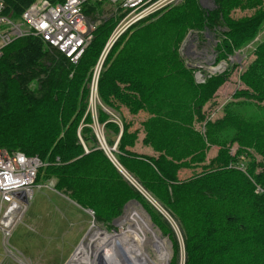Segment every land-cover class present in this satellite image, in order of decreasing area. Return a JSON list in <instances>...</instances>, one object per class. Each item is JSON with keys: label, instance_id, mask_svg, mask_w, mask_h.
<instances>
[{"label": "trees", "instance_id": "trees-1", "mask_svg": "<svg viewBox=\"0 0 264 264\" xmlns=\"http://www.w3.org/2000/svg\"><path fill=\"white\" fill-rule=\"evenodd\" d=\"M3 1L17 19L34 0ZM103 2L86 4L84 13ZM234 10L251 13L233 18ZM116 21L109 17L95 27L76 64L31 34L2 48L0 148L39 157L45 165L36 183L54 179V188L97 223L109 225L135 200L177 252L170 221L123 179L94 135L89 84L102 59L96 121L108 145L119 135L118 163L177 223L184 264H264V37L254 40L264 25V1L214 0L212 10H203L197 0H183L133 24L106 51ZM191 28L214 30L223 59L256 44L239 73L243 87L214 120H205L201 108L231 69L194 83L176 48ZM121 105L132 115L146 113L141 143L156 156L129 149L138 133L120 119ZM194 115L204 121L203 132L192 128ZM211 146L216 154L206 160ZM183 168L191 174L179 179Z\"/></svg>", "mask_w": 264, "mask_h": 264}, {"label": "rangeland", "instance_id": "rangeland-1", "mask_svg": "<svg viewBox=\"0 0 264 264\" xmlns=\"http://www.w3.org/2000/svg\"><path fill=\"white\" fill-rule=\"evenodd\" d=\"M197 2L199 7L203 10H212L214 7V0H212L211 6L206 8L202 6V2L200 3L199 0H197ZM250 13L251 11L234 10L231 15L233 18H238L246 14L249 15ZM122 15L123 14L120 9L109 2H103L98 10L89 15L91 18L99 20L100 23L109 17H115L117 19L116 24L114 25V28L108 38L109 40H107L105 45L106 51L110 49L113 42L116 40L115 39L111 42L114 29ZM159 15L160 14L157 16ZM263 37L264 25L254 40L256 42ZM218 40L219 37H217L214 30L191 28L186 29L182 39L176 46L177 53L180 55L181 64L186 69L190 70L189 76L191 75L195 84L203 85L207 78L212 75H219L225 73L227 69H231L228 73L226 72V79L211 94V99L202 106L201 111L205 114V120H214L220 117L222 115L224 105L228 101L232 100L233 92L243 87V84L239 81V73L253 59V51L256 47V44L253 45V41L243 49L235 52L232 56H227V59H223L220 57L221 54H219L215 49ZM120 46L121 45H118L115 52H117ZM174 47L175 45H171L170 48L173 49ZM234 64L237 66L231 68ZM96 77L95 73H93L89 84L90 93L87 111L91 113V117L93 119L91 126L99 143V147L104 151L105 155L114 167L117 168V171L123 179L133 185L147 200V202L162 215V217L170 221L174 237L177 242V252L174 253L173 245L170 239L166 235L161 234L159 229L151 221L148 213L138 202L128 205L143 211L151 223L152 228L155 230V234L159 236L161 242H158V239L153 238V235L150 234L151 229H147L145 232V236L148 237L150 241L147 244H144V240H142L143 236L136 230L135 226L124 224L125 227H123L120 226L117 221L113 224L111 221L109 225L97 223L94 221L92 216L93 214L90 210L82 209L71 199L70 200L73 203L61 196L65 195V197H68L66 192H62L60 190L54 191V188L50 186H48L49 188L42 186L41 189L40 187L36 188V193L37 191H40L39 196L29 205L23 216L22 222L16 226L15 230H13L10 238L8 239V244L12 249L11 254L8 250H6L5 246H3L2 235L0 232V264H24L25 262H28L27 264H68L70 258L79 245L84 247V253L81 254V258L77 257L79 258L77 261L81 264H87L88 260L94 264H111V258L115 261L116 258L114 257L113 252H110L107 246H105V241H108L106 236L111 238L117 236V234L120 235L117 242L116 240L113 242V249L121 247V249L128 250L126 246L123 247L122 244H124L134 250H142V252L147 250L146 252H149L151 257H154L158 254V252L162 251L164 246L168 252V259L165 260L164 264H184L185 251L183 247V238L178 229L177 223L171 219V216L163 207H161L145 190H143L137 180L127 173V171H125L118 163L115 154L117 153L116 150L119 135L112 145H108L105 142V137H107V135L105 131L102 130V125L96 121V108L100 105V98L97 91L98 77ZM176 79L170 80V82L171 86L174 87L173 89L177 90ZM91 90L95 92V95H92V97ZM120 107H122L120 119H125L126 122H130L131 126H129L128 131L131 132L136 130L138 133V140L135 142L136 144L129 149L135 151L136 153H145L156 156V152L152 151L149 147L143 146L140 142V137H143L141 122L144 120L146 113L140 111L139 114L132 115L129 114L125 105H121ZM115 115L118 119L119 115ZM191 126L194 130L203 132L204 121H198L194 115ZM216 150V146H211L206 152V160L214 156L216 154ZM234 150L235 148H232L231 151L234 152ZM257 159L260 160V157L258 156ZM191 171L192 170L190 168L180 169L178 172L179 179L188 177L191 174ZM49 181H51L53 185L55 184V180L49 179L40 185H46L47 182L49 184ZM55 192H59L61 195ZM125 209L126 208H123L121 216L125 212ZM95 229H98L100 237L101 235L103 236L100 238L101 240L93 243L95 247L91 250L95 251L91 252L90 249H86L85 246L95 237ZM140 242L143 243L140 244ZM9 246L8 248H10ZM96 252L99 254H103L105 252L109 253L110 257L108 258V261H103V258L99 259V261L98 258H96ZM98 257L100 256L98 255ZM81 259L83 260L81 261Z\"/></svg>", "mask_w": 264, "mask_h": 264}, {"label": "built area", "instance_id": "built-area-1", "mask_svg": "<svg viewBox=\"0 0 264 264\" xmlns=\"http://www.w3.org/2000/svg\"><path fill=\"white\" fill-rule=\"evenodd\" d=\"M97 1L109 2L123 14L114 29L113 42L138 21L183 0H34L17 19L5 12L4 1L0 0V56L2 48L13 39L31 34L76 64L100 23L84 13L83 7ZM199 1L204 8L212 3V0ZM92 95L95 92L91 90ZM44 165L37 156L0 148V232L3 246L10 254L8 239L35 196L37 172ZM48 186L54 187L51 181Z\"/></svg>", "mask_w": 264, "mask_h": 264}, {"label": "bare ground", "instance_id": "bare-ground-1", "mask_svg": "<svg viewBox=\"0 0 264 264\" xmlns=\"http://www.w3.org/2000/svg\"><path fill=\"white\" fill-rule=\"evenodd\" d=\"M125 208L126 209L123 215L120 216L116 220L120 226L125 227L124 224H129V226H135L136 230L140 232L141 235L143 236L142 240H144V244H147L150 241V239L145 236V232L147 229H151L150 234L153 235V238L158 239V242H161L159 236L155 234V230L152 228L151 223L149 222V220L147 219L143 211L138 210L137 208L130 206V205H127ZM94 232H95V235H94L95 237L93 238L91 242H88L85 246L86 249H90L91 252L95 251V250H91L93 247H95L93 243L98 242V240H101L100 238L103 236L101 235L100 237L98 229H95ZM119 235L120 234H117V236H114L111 238L109 236H106L108 241H105V246H107L110 252H113L114 257L116 258V261L111 258V264H164L165 260L168 259V252L166 251L164 246H163L162 251L158 252V254L155 255L154 257H151L149 252H146L147 250L145 252H142V250L138 251L135 249L136 250L135 251L133 248L131 247L129 248L128 245H124V244H122L123 247L126 246L128 250L121 249V247L113 249V242L115 240L117 242ZM142 243L143 242H140V244ZM111 247H112V251H111ZM82 253H84V247L79 245L76 251L73 253L69 264H81L80 262L77 261V259H79L77 257H80ZM95 255H96V258H98V260L103 258V261H108V258L110 257L109 256L110 254L107 252L103 254L101 253L99 254L98 252H96ZM98 255L100 257H98ZM87 264H94V263L88 260Z\"/></svg>", "mask_w": 264, "mask_h": 264}, {"label": "crops", "instance_id": "crops-1", "mask_svg": "<svg viewBox=\"0 0 264 264\" xmlns=\"http://www.w3.org/2000/svg\"><path fill=\"white\" fill-rule=\"evenodd\" d=\"M253 45H254V43H253ZM140 142H141V137H140ZM148 149V148H147ZM52 180H54V179H52ZM36 185L38 186V187H40V189L42 188V186L44 187V186H46V187H48V182H47V184L46 185H40V184H37L36 183ZM49 188V187H48ZM54 188V187H53ZM56 189L54 188V191H55ZM57 191V190H56ZM55 193H58L59 195H61L59 192H55ZM39 194H40V191H37V193H35V196H34V198H33V200H32V202L39 196ZM62 197H64L65 199H67L68 201H71L70 199H69V197H65V195H61ZM31 202V203H32ZM72 202V201H71ZM73 203V202H72ZM81 208V207H80ZM83 209V208H82ZM18 256V255H17ZM20 257V256H19ZM15 261H16V259H15ZM67 261V260H66ZM18 263V262H17ZM28 263V262H27Z\"/></svg>", "mask_w": 264, "mask_h": 264}, {"label": "water", "instance_id": "water-1", "mask_svg": "<svg viewBox=\"0 0 264 264\" xmlns=\"http://www.w3.org/2000/svg\"><path fill=\"white\" fill-rule=\"evenodd\" d=\"M136 201L132 200V201H129L127 204H125V206L123 208H125L128 204H132ZM121 215H119L118 217H116L115 219L112 220V224L120 217Z\"/></svg>", "mask_w": 264, "mask_h": 264}]
</instances>
